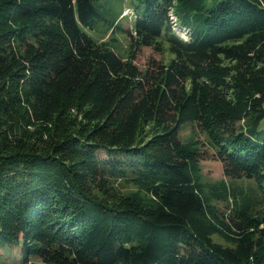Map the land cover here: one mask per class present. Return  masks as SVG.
I'll return each mask as SVG.
<instances>
[{"label": "trees", "instance_id": "1", "mask_svg": "<svg viewBox=\"0 0 264 264\" xmlns=\"http://www.w3.org/2000/svg\"><path fill=\"white\" fill-rule=\"evenodd\" d=\"M97 2L0 0V247L44 264H264V0H137L132 44L173 55L151 81L92 37L113 23ZM188 122L212 151L181 138ZM208 157L256 189L206 187Z\"/></svg>", "mask_w": 264, "mask_h": 264}, {"label": "rangeland", "instance_id": "2", "mask_svg": "<svg viewBox=\"0 0 264 264\" xmlns=\"http://www.w3.org/2000/svg\"><path fill=\"white\" fill-rule=\"evenodd\" d=\"M97 4L103 16L109 18L113 23H108L101 18H97L94 30L89 31L92 37L98 44L103 46V48L112 50L121 59L133 62L142 74L141 76L145 74V78L151 81L158 69L173 55L170 53L166 42L164 45H161L160 49L153 46L135 47L132 44L130 32L132 31V25L136 15L134 7L138 4L137 0H98ZM172 17L175 21L176 18L173 15ZM174 31L184 39L187 37L186 31L178 26L174 27ZM226 63L230 62L226 60ZM76 116L78 121L83 120L81 115L76 114ZM262 124V126H264V122ZM180 130L183 140L194 141L193 143H195L196 140L199 148L212 151L208 144L206 132L203 131L197 123H183ZM100 154L102 156L107 155L103 150L100 151ZM199 164L201 179L206 187L212 184H225L230 188L232 185H238L246 189L249 187H251L252 190L256 189V184L253 179L239 178L231 182L230 179L224 175L223 164L220 160L208 157L207 159H202ZM112 181L120 193L128 194L138 189L136 185L124 182L121 179ZM212 203L222 211H229L224 202L213 200ZM259 204L260 203H255V205H253L255 214L264 211V205ZM214 239L225 243L218 235H214ZM22 259L23 256L20 251L14 248L0 247V264H44L36 257H31L27 262H24Z\"/></svg>", "mask_w": 264, "mask_h": 264}, {"label": "bare ground", "instance_id": "3", "mask_svg": "<svg viewBox=\"0 0 264 264\" xmlns=\"http://www.w3.org/2000/svg\"><path fill=\"white\" fill-rule=\"evenodd\" d=\"M183 32V31H182Z\"/></svg>", "mask_w": 264, "mask_h": 264}]
</instances>
